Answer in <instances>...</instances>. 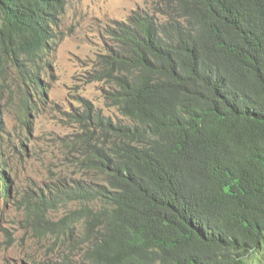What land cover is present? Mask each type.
<instances>
[{
  "label": "trees",
  "instance_id": "trees-1",
  "mask_svg": "<svg viewBox=\"0 0 264 264\" xmlns=\"http://www.w3.org/2000/svg\"><path fill=\"white\" fill-rule=\"evenodd\" d=\"M66 3L0 0V76L38 94ZM109 22L90 80L123 118L68 112L84 175L50 203L79 204L63 264H264V0H152ZM6 108L0 93V132Z\"/></svg>",
  "mask_w": 264,
  "mask_h": 264
},
{
  "label": "rangeland",
  "instance_id": "rangeland-1",
  "mask_svg": "<svg viewBox=\"0 0 264 264\" xmlns=\"http://www.w3.org/2000/svg\"><path fill=\"white\" fill-rule=\"evenodd\" d=\"M151 1L67 0L59 27L63 37L48 55L52 67L41 71L44 94L28 99L33 106L28 114L26 92H34L18 86L14 71L0 76L8 90L0 92L7 106L0 158L11 184L8 197L0 201V264H63L70 254L59 220L78 202L65 198L48 209L42 206L58 186L68 187L84 175L70 162L69 137L79 125L69 120L68 112L83 110L82 100H88L105 115L123 118L108 106L103 84L90 80L92 69L111 44L102 33L107 22L126 19L133 9L149 10ZM40 225L41 234L36 235Z\"/></svg>",
  "mask_w": 264,
  "mask_h": 264
},
{
  "label": "clouds",
  "instance_id": "clouds-1",
  "mask_svg": "<svg viewBox=\"0 0 264 264\" xmlns=\"http://www.w3.org/2000/svg\"><path fill=\"white\" fill-rule=\"evenodd\" d=\"M66 6V5H65ZM134 10V9H133ZM132 10V11H133ZM131 11V12H132ZM131 14V13H130ZM129 14V15H130ZM128 15V16H129ZM62 16V15H61ZM127 16V17H128ZM127 19V18H126ZM126 19H123V20H126ZM60 23H61V21H60ZM108 23H110V22H107V24ZM107 24L104 26V28H103V30H102V33L104 32V30H105V28H106V26H107ZM60 27V26H59ZM59 30V29H58ZM60 31V30H59ZM58 31V32H59ZM59 43V42H58ZM38 94H40V95H42L43 96V94H44V87H42L41 89H40V91L38 92ZM38 94H35V93H32V96L30 97V98H38ZM31 104V103H30ZM0 166H1V168H0V180L1 179H3V180H5V177H7L6 176V174H5V172H4V167H2V160H1V158H0ZM7 183H9L8 182V177H7ZM10 186H11V184H8V193L7 194H3V195H1L0 196V201L2 200V199H5V198H7L8 197V195H9V192H10ZM58 190V189H57ZM56 190V191H57ZM55 193V192H54ZM54 195V194H53ZM53 195H52V197H53ZM52 197H47V196H45V200H42V202H43V204H42V206L45 208V209H48L49 207H52L53 205H54V202H53V205L51 206L50 205V203H51V199H52ZM62 199H64V198H62V197H60V199H58V201L59 200H62Z\"/></svg>",
  "mask_w": 264,
  "mask_h": 264
},
{
  "label": "bare ground",
  "instance_id": "bare-ground-1",
  "mask_svg": "<svg viewBox=\"0 0 264 264\" xmlns=\"http://www.w3.org/2000/svg\"><path fill=\"white\" fill-rule=\"evenodd\" d=\"M8 185V183H6Z\"/></svg>",
  "mask_w": 264,
  "mask_h": 264
}]
</instances>
